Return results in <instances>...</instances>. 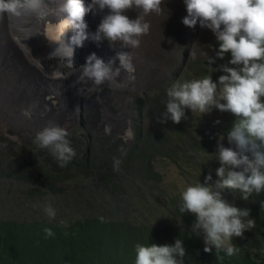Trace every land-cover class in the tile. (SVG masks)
Wrapping results in <instances>:
<instances>
[{
  "label": "trees",
  "instance_id": "trees-1",
  "mask_svg": "<svg viewBox=\"0 0 264 264\" xmlns=\"http://www.w3.org/2000/svg\"><path fill=\"white\" fill-rule=\"evenodd\" d=\"M213 47L215 62L205 65V69L213 82H218L224 73L214 69L227 64L231 56L216 58L217 40ZM138 103L140 111L148 105L146 101ZM152 111L150 107L148 117L142 118L144 126L138 125L129 148L124 141L104 142L101 147L88 144L85 150L90 154H86L74 146L76 155L67 163L52 153L45 156L44 164L35 157L26 166H7L8 170L0 172V183L18 184L15 201L7 204L0 198V264H135L137 244L171 245L176 238L182 239L186 248L184 264H264V192L253 193L245 201L238 191H223L229 203L249 209V218L255 220V226L242 238L233 237L232 244L238 251L232 256L215 248L206 253L203 234L192 231L195 215L179 211L182 193L188 186L204 184L209 174V184L219 179L215 152L220 142L235 147L227 140L235 117L218 110V126L215 123L193 132L188 131L183 119L179 124L169 123L156 148L155 132L149 124ZM21 151L26 152L24 148ZM160 157L190 171L184 174V190L177 191L176 185L163 182L155 168ZM117 160L118 168L114 163ZM47 193L60 197L61 206L53 207L45 197ZM25 197L26 211L20 213L19 198ZM66 205L74 214L63 209ZM48 206L54 210V217L45 211ZM7 211H13V217L6 215ZM45 229H51L53 235Z\"/></svg>",
  "mask_w": 264,
  "mask_h": 264
},
{
  "label": "clouds",
  "instance_id": "clouds-1",
  "mask_svg": "<svg viewBox=\"0 0 264 264\" xmlns=\"http://www.w3.org/2000/svg\"><path fill=\"white\" fill-rule=\"evenodd\" d=\"M165 0H91L86 7L83 0H64L58 13L65 15L66 24L74 30L71 43L83 47L85 40L97 45L104 40L112 46L119 42L122 47H138L139 37L146 35L150 24L144 16L160 14ZM186 15L182 23L194 28L209 29L218 42L216 58L224 59L230 54L227 64L219 70L218 82L211 76L191 81L176 80L166 91V112L160 123L169 119L179 124L185 118L186 109L198 111L201 115L210 114L213 109L229 112L235 120L227 132V140L235 147H225L218 143L215 152L219 167L215 170L219 179L209 184L211 174L205 183L188 186L182 193L180 213L194 214L196 219L192 231L204 238V251L223 250L228 256L235 255L238 248L232 244L233 237H243L246 230L255 226L249 209H240L229 203L222 195L225 189L238 191L240 198L247 201L255 193L264 192V0H183ZM19 0H0V14L19 15ZM138 9L135 19L124 13ZM108 10L94 33L88 32L84 17ZM47 13H41V16ZM119 67H113L116 60ZM215 60L210 59L209 63ZM121 69L134 71L131 57L127 52H118L105 62L95 53L86 58L81 67L80 80H91L96 86L105 82H115ZM25 116H31L25 111ZM219 123V121H216ZM68 132L57 125L45 127L35 136L40 148H50L56 158L64 163L75 155L67 139ZM223 141V139H221ZM118 168L119 161H115ZM61 166H64L62 163ZM264 205V201H261ZM45 211L50 217L54 210L48 206ZM45 232L53 235L51 229ZM187 255L184 242L176 238L171 245H136L135 264H184Z\"/></svg>",
  "mask_w": 264,
  "mask_h": 264
},
{
  "label": "rangeland",
  "instance_id": "rangeland-1",
  "mask_svg": "<svg viewBox=\"0 0 264 264\" xmlns=\"http://www.w3.org/2000/svg\"><path fill=\"white\" fill-rule=\"evenodd\" d=\"M163 5L162 9H164L160 14H149L150 30L146 34L148 49L151 53H154V57L151 59L153 62L152 75L154 76H151L141 89L134 92L132 90H123L105 85L101 88H95L96 90L93 88L88 89L82 93L79 99L80 101L78 100L77 102L79 110L76 114V119H71L68 122L63 120L61 124H58L68 132L67 139L72 142L70 146L74 150L77 147V150L80 152L90 154L89 151L85 150L88 144L101 147L104 142L108 143L110 141L117 143L124 141L127 143L126 148L131 147L135 138L136 129L140 123H143L142 118L147 116L150 107L153 111L150 114L149 124L153 132H155L153 145L157 148L156 144H159L158 141L166 131L165 126L172 123L170 119L166 123L159 122L162 114L166 112L165 103L168 99L166 95L167 89L178 79L181 81H191L209 76L206 72L205 65L209 64L210 59H215L213 43L216 37L209 29L201 28L199 22L194 28H188L182 23V18L187 14L183 0H165ZM162 23H165L167 50L163 52L158 44L159 50L156 53L155 45L157 46L158 37L161 35L158 31L162 29ZM88 31L90 32V27ZM11 54L16 56L14 52ZM27 60L31 64L32 61L29 58ZM72 62L75 64L78 63L75 60V56L71 54L67 65L73 64ZM32 64L34 63L32 62ZM71 74H74L73 71H69L62 78L69 80V77L72 76ZM105 93H109V96L104 99L106 118L102 119L100 116L102 114L101 110H89L87 105H92L89 103L93 95ZM158 95L160 96L155 98ZM85 99V109H81V101ZM139 101L142 104L145 101L148 103L147 106H143L141 111L139 110ZM0 105V172H5L6 169L8 170L7 166L15 165L23 167L29 162L32 163L35 157L38 162L44 164L46 161L45 156L51 155L52 150L50 148H40L35 142V136L43 130L41 129L42 127L37 124L35 118L33 119L29 116L25 117L24 115L20 120H17L13 113H10L4 108L6 104ZM27 106L34 107V104L28 102ZM122 113H124V117L119 118L117 115ZM185 113L186 116L183 120L187 124L188 131L192 132L196 128H210L220 117L216 109H213L210 114L205 115H201L198 111L192 112L190 109H186ZM93 124H98L103 128H97ZM216 126H218L217 123ZM162 127L164 128L159 130ZM79 145L80 147H78ZM22 148L26 151L25 153L21 151ZM12 154L15 156H11ZM216 163L219 162L216 160ZM155 166L163 182L168 183L170 186L176 185L177 191L185 189L187 179L184 174L190 173L188 169L180 168L178 165L173 164L170 160L163 157L158 158ZM150 184L154 185L155 182H151ZM17 185L15 181L11 183H0V198L7 204L11 203L12 200L15 201V197L18 194L15 191ZM160 187H163V185H160ZM67 195L68 200L71 197V193ZM45 197L48 201L53 202V207L57 205L61 206L60 203H63L59 202L60 197L56 195L47 193ZM19 200L22 204V208H19L20 213H23L26 211L24 206L27 204L26 197L19 198ZM33 202L35 205L38 204L37 199H34ZM62 207L67 213H73L68 205ZM13 211L15 210L13 209ZM12 212L7 211L5 214L13 217Z\"/></svg>",
  "mask_w": 264,
  "mask_h": 264
},
{
  "label": "bare ground",
  "instance_id": "bare-ground-1",
  "mask_svg": "<svg viewBox=\"0 0 264 264\" xmlns=\"http://www.w3.org/2000/svg\"><path fill=\"white\" fill-rule=\"evenodd\" d=\"M83 1L87 5L86 1ZM63 2L64 0H19L18 16L0 14V104H6L4 108L13 113L17 120L24 116L25 111L32 112L29 117L35 118L41 129L56 124L59 126L63 120L67 122L75 120L79 110L77 102L81 94L88 89L107 85L134 92L141 89L148 79L154 76L151 61L154 53L148 49L147 35L139 37V46L134 48H124L119 42L110 46L107 40L101 43L102 48L95 47L91 40H85L83 47H77L71 43V37L75 35L74 30L66 24L65 15L58 13V7ZM41 13L47 15L42 17ZM106 14L107 9L92 13L87 31L90 27V32L94 33ZM124 14L130 19H135L138 14L143 15L135 8ZM149 19V14L144 16L145 22L149 23ZM158 33L161 35L158 37L157 46L155 45L156 53L159 50L158 44L163 52H166L165 23H162V29ZM9 42L17 47L27 63H29L27 58L34 63L29 64L34 66L40 76L38 80L44 81L45 86L36 87L35 83L29 81L27 75L23 73V66L19 62H14L11 53H15L16 50ZM122 51L131 57L134 71L121 69L119 76L115 77V82H105L100 86L94 85L91 80H80L81 67L90 54L95 53L107 62ZM71 54L78 63L72 62L73 64L67 65ZM113 67H119L118 59ZM69 71H73L74 74H71L69 80L63 79L62 76ZM107 96L109 93L93 95L89 103L92 105H87L89 110H101L102 119L106 118L103 100ZM28 102L34 104V107L27 106ZM117 116L123 118L124 113Z\"/></svg>",
  "mask_w": 264,
  "mask_h": 264
},
{
  "label": "water",
  "instance_id": "water-1",
  "mask_svg": "<svg viewBox=\"0 0 264 264\" xmlns=\"http://www.w3.org/2000/svg\"><path fill=\"white\" fill-rule=\"evenodd\" d=\"M84 3V1H83ZM91 3V0H86V4L88 6V4ZM85 5V3H84ZM86 6V5H85ZM92 17V13H88L86 14V16L84 17V20L87 24H89L90 22V18ZM94 46L97 47V48H102V45L101 43L99 45H97L95 42H94ZM9 45L14 48L16 51H15V54L16 56L14 55L13 56V60L15 63H18L21 64L23 66V69H24V74L27 75V77L29 78V81L32 82V83H35L36 87H42V86H45L44 85V81H39L38 78L40 77L38 75V73L36 72V69L34 68V66H31L29 63H27L25 61V59L23 58V56L20 54V52L18 51L17 47L14 45L13 46V43L12 42H9ZM4 86V85H3Z\"/></svg>",
  "mask_w": 264,
  "mask_h": 264
},
{
  "label": "flooded vegetation",
  "instance_id": "flooded-vegetation-1",
  "mask_svg": "<svg viewBox=\"0 0 264 264\" xmlns=\"http://www.w3.org/2000/svg\"><path fill=\"white\" fill-rule=\"evenodd\" d=\"M86 99H88V98H86ZM86 99L83 100V101H81V103H82V106H80L81 109H85V106H86ZM103 101H104V100H103ZM104 105H105V102H104ZM93 126H95V127L97 126V128H101V129L103 128V127H100L98 124H97V125H94V124H93Z\"/></svg>",
  "mask_w": 264,
  "mask_h": 264
}]
</instances>
